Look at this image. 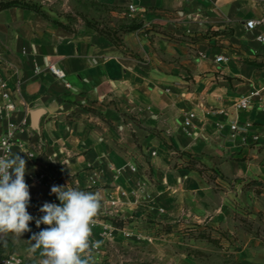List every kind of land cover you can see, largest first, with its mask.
<instances>
[{"label": "crops", "instance_id": "crops-1", "mask_svg": "<svg viewBox=\"0 0 264 264\" xmlns=\"http://www.w3.org/2000/svg\"><path fill=\"white\" fill-rule=\"evenodd\" d=\"M78 4L83 13L111 12L141 26L120 31L117 43L86 22L65 27L33 9L0 10V76L11 86L21 84L10 118L19 122L29 116L13 152L27 162L25 180L32 173L50 177L58 172L60 180L67 174L80 190L94 180L103 199L111 193L125 203L124 212L136 205L141 191L153 190L148 172L155 180H168L171 161L188 160L190 155L227 179L264 181V91L250 108L234 107L252 84L264 82V45L244 24L264 14L262 0H78ZM130 4L136 9L130 10ZM221 54L229 59L217 61ZM49 63L64 69L66 78L51 72ZM3 104L0 93V108ZM218 107L228 113L209 112ZM188 111L196 112L194 135L183 126ZM236 115L241 123L254 122L247 135L232 136L228 122ZM7 121L0 111V135ZM218 122L225 126L220 129ZM253 134H259L258 141ZM128 161L139 171L128 170L115 180L109 165ZM176 171L188 187L200 189L205 184L200 171L199 177L185 165ZM28 185L30 203L41 199L60 203L50 194L54 184Z\"/></svg>", "mask_w": 264, "mask_h": 264}, {"label": "rangeland", "instance_id": "rangeland-1", "mask_svg": "<svg viewBox=\"0 0 264 264\" xmlns=\"http://www.w3.org/2000/svg\"><path fill=\"white\" fill-rule=\"evenodd\" d=\"M41 6L45 17L74 26L92 19L113 37H119L130 22L111 12L89 15L78 9V0H30ZM97 8L98 5H97ZM66 22V23H65ZM215 31V30H210ZM146 161H149L148 159ZM199 171L204 186L188 187L176 170L182 166ZM149 171V168L146 169ZM152 191L142 195L134 207L114 218L126 224L134 235L118 231L111 241L103 242L100 252L92 250L93 264H264V181L252 177L227 179L199 159L171 161L168 180L153 178ZM225 182H224V181ZM36 202L28 212L36 218L43 215ZM31 231L20 239L9 234L0 240V254L19 253L27 264H39V250L30 253L35 220ZM140 234V235H139Z\"/></svg>", "mask_w": 264, "mask_h": 264}, {"label": "clouds", "instance_id": "clouds-1", "mask_svg": "<svg viewBox=\"0 0 264 264\" xmlns=\"http://www.w3.org/2000/svg\"><path fill=\"white\" fill-rule=\"evenodd\" d=\"M26 163L11 150L0 155V240L9 234L20 239L31 231L29 224L35 220L37 228L41 224L48 226L31 236L35 243L29 252L39 250L42 257L39 264H93L91 253L99 248L100 242L90 238L101 207L100 193L53 185L50 194L60 203L44 202L39 208L43 215L33 217L28 212L31 195L25 180Z\"/></svg>", "mask_w": 264, "mask_h": 264}, {"label": "built area", "instance_id": "built-area-1", "mask_svg": "<svg viewBox=\"0 0 264 264\" xmlns=\"http://www.w3.org/2000/svg\"><path fill=\"white\" fill-rule=\"evenodd\" d=\"M262 1L264 2V0ZM129 8L130 10L136 9V7L133 4H130ZM244 24L246 30L256 32L255 36L257 41L262 45H264V14L250 17L245 20ZM228 59H229L228 56L222 54L216 57L217 61H226ZM35 69L37 72L41 70L38 64L36 65ZM48 69L59 78H63V79L66 78L65 70L57 66L55 63H49ZM66 84L70 86L69 82H67ZM20 85H21L20 81H17L15 83V86H11L7 79L0 76V93L4 98V104L1 106L0 111L4 112L6 117L8 118L7 128L5 132L0 135V155L6 154L9 150H11V152H14V149L17 146H20V143L18 141V134L21 133L29 123L28 114L23 116L19 122H15L10 118L11 112L16 109L15 93L20 92ZM263 91H264V82H262L261 84H256V83L252 84L251 90L248 93L241 96V98L235 103L234 105L235 109L239 111L250 108L253 104V101L256 98L261 97ZM209 112L219 113V114L228 113L227 110L220 107L211 108ZM195 118H196L195 111L186 112L183 118V126L185 128L186 133H188L189 135H194L193 128H194ZM228 124L232 136H235L239 132L245 133V135H247L248 129L255 125L254 122L251 121H245L241 123L239 121V116L237 115L231 118ZM217 125L220 129H222L225 126V123L218 122ZM252 137L254 141H258L260 138L259 134H253ZM24 150L28 153L29 156L31 157L36 156L34 151H30L27 149ZM152 153L156 154L155 151H153ZM109 167L114 172L115 180H118L120 176L128 170L132 173H137L139 171V167L137 166V164L130 161L119 166L110 164ZM59 176L60 175L58 172H52V175H50V177L49 174L45 172L32 173L30 174L29 179L26 181L27 183H31V184L48 185L52 183L58 186L68 185L69 187L77 188L74 184H72L70 180H68L67 174L61 180L59 179ZM97 186H98L97 182L92 180L90 181L89 186L85 188L84 191H90L96 193L98 192ZM141 189H144V187H141ZM127 192L128 191L126 189L122 190L123 195H126ZM44 202H49V201L44 199L36 201V203L40 207L44 204ZM124 204L125 203L122 202L119 197L111 193H109V195L105 199L101 197V207L98 215L94 219V223L92 225V237L90 238L91 241L100 242L99 248L93 249L94 252H100V250L102 249L103 242L111 241L115 237V234L118 231L122 232L126 236L134 235V231L131 228H129L126 224L118 223V220L114 218L115 215H121V213L124 212ZM0 264H27V262L21 254L13 252L9 254L0 255Z\"/></svg>", "mask_w": 264, "mask_h": 264}, {"label": "trees", "instance_id": "trees-1", "mask_svg": "<svg viewBox=\"0 0 264 264\" xmlns=\"http://www.w3.org/2000/svg\"><path fill=\"white\" fill-rule=\"evenodd\" d=\"M11 6H20L24 8H29L33 9L43 15L46 16V14L41 10V6L38 5L35 2H32L30 0H0V10L5 9ZM58 24L67 27L66 24L62 22H57ZM86 23L89 26H93L100 30L103 33H106L111 39H113L115 42L119 43L121 41V38L119 37H113L108 31H106L103 27L98 26V23L92 19H87ZM141 26V22L136 21L133 19L129 24L124 25V29L122 31H130V30H135Z\"/></svg>", "mask_w": 264, "mask_h": 264}, {"label": "water", "instance_id": "water-1", "mask_svg": "<svg viewBox=\"0 0 264 264\" xmlns=\"http://www.w3.org/2000/svg\"><path fill=\"white\" fill-rule=\"evenodd\" d=\"M39 113V111H36L34 114H35V116L37 115Z\"/></svg>", "mask_w": 264, "mask_h": 264}]
</instances>
